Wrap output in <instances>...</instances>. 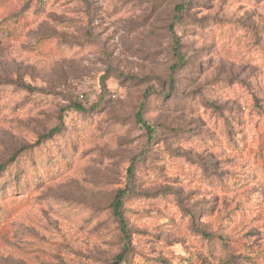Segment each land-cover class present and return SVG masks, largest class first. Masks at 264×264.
Masks as SVG:
<instances>
[{
    "label": "rangeland",
    "instance_id": "374dc122",
    "mask_svg": "<svg viewBox=\"0 0 264 264\" xmlns=\"http://www.w3.org/2000/svg\"><path fill=\"white\" fill-rule=\"evenodd\" d=\"M0 165V264H264V0H0Z\"/></svg>",
    "mask_w": 264,
    "mask_h": 264
},
{
    "label": "trees",
    "instance_id": "16d2710c",
    "mask_svg": "<svg viewBox=\"0 0 264 264\" xmlns=\"http://www.w3.org/2000/svg\"><path fill=\"white\" fill-rule=\"evenodd\" d=\"M176 11L182 12V6H177ZM172 37H173V44H174V49H175L178 46V42L176 41L175 35ZM181 60L182 59L179 58V61H181ZM136 117H137V121L139 123H143L140 113ZM55 131L56 130L49 132L46 137L51 136L53 133H55ZM25 149H27V148H21L18 153H22L23 151H25ZM18 153L16 152L15 154H13V156L8 160V163H13L15 161V157ZM3 171H4V165H0V174ZM125 198H126V192H124V191L117 192V194L115 195V198L113 200V203H112V214H113L114 218L116 219L118 226L120 227L121 233L124 235V239H127V237H128L127 236V224H126V220H125L124 215H123V201ZM206 238L208 239L207 236H206ZM117 260L120 261L123 259L119 256L117 258ZM117 264H120V262H117Z\"/></svg>",
    "mask_w": 264,
    "mask_h": 264
}]
</instances>
